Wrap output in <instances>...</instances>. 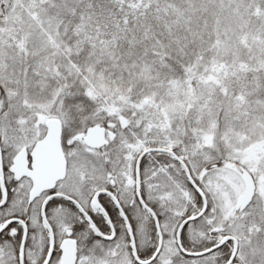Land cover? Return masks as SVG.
<instances>
[{"label":"snow or ice","instance_id":"obj_1","mask_svg":"<svg viewBox=\"0 0 264 264\" xmlns=\"http://www.w3.org/2000/svg\"><path fill=\"white\" fill-rule=\"evenodd\" d=\"M0 264H264V0H0Z\"/></svg>","mask_w":264,"mask_h":264}]
</instances>
